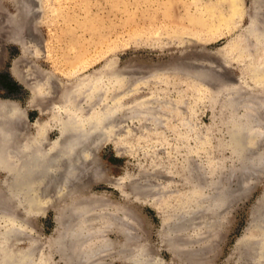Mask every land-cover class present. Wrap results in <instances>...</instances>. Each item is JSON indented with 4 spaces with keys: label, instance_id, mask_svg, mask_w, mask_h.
<instances>
[{
    "label": "rangeland",
    "instance_id": "obj_1",
    "mask_svg": "<svg viewBox=\"0 0 264 264\" xmlns=\"http://www.w3.org/2000/svg\"><path fill=\"white\" fill-rule=\"evenodd\" d=\"M4 3L8 11L15 12L13 3L8 0ZM43 6L44 11L35 15V19L38 18L39 22L34 25L39 31L43 50L31 60L37 64L40 76L41 72H48L55 78L52 81L54 84L50 87L54 96L45 99L43 103L37 93L33 95L26 85L15 78L13 75L15 63L21 69H25L28 61L22 60L20 45L1 41L0 100L13 102L23 110L26 113L27 128L35 134V123L38 120L48 121L55 111L41 113L38 105L45 107L51 99L54 103L59 101L60 96L68 92L79 77L85 73H98L97 81L101 87L95 98L96 110L105 111L110 104L119 105L118 118L125 126L121 127L122 125L119 126L117 122L118 129L120 127L121 129L119 132L115 127V131L122 132L123 135L118 140H104L96 150L95 157L99 159L96 169L92 167L89 171L86 168L90 165L89 161L84 163L86 165L81 169L84 173H80V182H87L88 185L87 189L79 193L80 196L87 199L97 195L105 202L112 203L111 211L114 213H119L118 215L121 216L122 212L125 215H133L131 214L133 212L137 215L133 218L134 221L136 219L134 222L136 237L141 238V242L155 251L163 264H193V257H196L197 264H245V258L235 254V250L238 240L249 228L254 207L264 193V175L246 196H241L235 201L228 215L223 217L221 227L215 228L213 234L204 232L198 238L192 236L194 232L185 234V236L189 235V238L191 236L189 248L188 245L184 246L187 236L186 239L183 238L184 235L180 239L177 238V242L181 241L183 246L188 248L187 250L183 247L177 256L168 245L169 235L164 227L167 220L165 217L168 218L170 215L163 217L160 211L164 214L173 213L180 201L186 200L187 194L190 193L192 197V173L198 177L201 176L200 173L217 176L218 168L222 167L223 171L232 168L234 170L229 173L230 187L235 188L237 184L239 174L235 169L239 165L240 158L228 144L229 126L225 121L229 118V113H224L227 108H223L221 102L218 103L210 98L213 94L210 86L214 81L216 80L218 85L220 81L222 85L225 81L228 87H231L238 78L246 92L251 91L253 94L261 92L257 91L256 83L250 75L244 77L239 64H231L226 71L225 68L213 71V79L206 81L201 74L187 75L177 71L173 73L170 69L177 66L181 68L186 59L195 61L197 58L210 57L217 60L218 50L234 37L239 36L240 43L246 41L242 31L251 25L252 17L257 16V20L264 21V0H243L240 16L244 15L241 16L239 25L235 27L234 18H231L229 27L223 30L222 35L218 34L217 37L215 35L204 44L196 43L194 39L190 40L202 31L200 24L195 23L191 18L190 20L186 18L188 13L190 17L191 14H196L197 7L193 0H43ZM183 42L185 44H181ZM244 53L242 58H247L245 56L249 53L248 49ZM80 62L83 63V68ZM164 66L170 69L165 72L160 71L159 68ZM147 73L151 75L147 76ZM130 74L133 77H130ZM141 74H144L146 80ZM200 77L202 78L199 81ZM38 78L30 75L28 81L32 85ZM60 83H63V87L59 85ZM41 89L37 91L40 92ZM99 91H102V94ZM123 91H127V94ZM121 95L123 99L118 98ZM143 98L154 100L152 103L158 102L157 99H172L180 104L187 98L190 104L188 113L194 120L192 127L183 122L184 117L181 113L176 115V119L162 121L158 125L151 120H141L134 111V105ZM123 104H126L125 110H121ZM243 111L244 108H241L239 112ZM123 117H126L124 121H122ZM122 128L126 129L124 133ZM57 136L56 127H52L49 138L53 140ZM261 146H263L262 142ZM189 167H191L190 171L193 170L190 172V180L187 178ZM8 175L6 169H0V182L4 184ZM144 175H147L145 180H143ZM252 179L255 181V176L251 178L249 184H253ZM156 183L161 184L162 189L157 188L156 191L154 189ZM145 187L146 190L141 189ZM160 191L166 196L156 195ZM73 193L68 194L71 195L67 197L68 200L65 198V200H53L54 206L46 205L44 211L33 214L36 216L32 217V214H28L31 216L30 221L34 228V231L31 227L28 231H33L31 236H39L43 243L47 244L43 249L49 253L51 264H64L61 254L52 250L48 242L57 233L59 226L57 215H62L65 204L73 201ZM152 194L154 196H151ZM5 228V224L1 225L0 237ZM107 237L118 241L123 239V235L117 229L110 230ZM201 237L205 240H201ZM207 239H210V242ZM199 240L201 243L197 242ZM29 243L30 239H24L17 243V247L27 248ZM185 250L188 253H184ZM191 256L193 259H190ZM111 259L112 264H123V261L116 256Z\"/></svg>",
    "mask_w": 264,
    "mask_h": 264
},
{
    "label": "bare ground",
    "instance_id": "obj_2",
    "mask_svg": "<svg viewBox=\"0 0 264 264\" xmlns=\"http://www.w3.org/2000/svg\"><path fill=\"white\" fill-rule=\"evenodd\" d=\"M5 1L0 0V42L5 41L21 46L22 60L28 61L25 64L27 69H21L15 63L13 75L26 85L33 95L37 93L39 100L44 103L45 99L48 100L54 96L50 87L51 84H54L52 81L55 78L48 72H41L40 76L37 64L31 60L43 50L39 31L34 26L39 22L38 18L35 19V15L44 11L43 0H8L13 3L15 12L8 11ZM193 3L197 7L196 14L193 13L190 17V13H188L186 18L189 20L191 18L195 23L201 25L202 31L199 35L194 36L195 38L188 37V39L191 38L190 40L194 39L193 41L196 43L204 44L215 35L216 37L218 34L222 35L223 30L229 27L231 18H234V26L237 27L238 22L242 19L241 16L244 15L240 16L243 0H193ZM256 17H252L251 25L242 31V36H245L246 41L240 43L239 36L234 37L227 45L218 50L217 60L210 57L197 58L195 61L186 59L184 62L182 61L181 68L178 66L171 67V69L167 66L159 68L163 72L170 69L172 72H184L183 74L187 75L190 73L201 74L206 81L214 77L212 76L213 71H220L222 68H225L226 71L231 64H239L244 77L250 75L256 83L257 91L261 92L258 94H253L251 91L246 92L238 78L234 80L231 87H228L225 81L223 85L221 81H218L220 83L218 85L216 80L215 84L210 83L213 92L210 95L211 100L221 102L223 108H227L224 113H229V118L225 121L229 126L228 144L240 158L239 165L235 169L239 174L237 187H230L231 174L229 175V173L234 170L232 168L225 171L222 167L218 168L217 176L200 173L201 176L198 177L192 173V197L190 193L187 194L186 200L180 201L173 213L164 214L163 211H160L163 217L170 215L168 218L165 217L167 220L164 227L169 235L168 245L176 256L184 246L188 245V248L190 246L191 236L189 238V235H186L188 237L186 239L185 234L194 232L192 236H197V238L204 232L213 234L215 228L221 227L223 217L228 215L235 201L241 196H246L264 175V116L262 115L264 114V21L257 20ZM185 39L187 38L185 37ZM247 49L249 51L245 56L247 58H242ZM80 64L83 68V63L80 62ZM148 74L147 76L151 75ZM30 75H34V78L39 77L35 84L29 83ZM121 76L123 79V75ZM98 77L99 74L96 72L85 73L72 84V88L68 92L66 91L60 96L59 101L54 103L51 102L52 99L49 100V104L45 106L47 108L41 104V106L38 105L39 108H37L41 113L55 111L48 121L38 120L35 123V134H32L27 128L26 113L23 110L13 102L0 100V169H6L9 174L4 184L0 182V227L3 224L6 226L0 237V264H51L49 253L43 249L47 244H44L39 236H31L34 228L30 217L44 211L46 205L54 206L53 200L67 199L68 196H71L68 194L73 192H75L72 194L73 201L65 204L62 215H57L58 230L48 242L52 250L61 254L64 264H112L111 258L114 256L120 258L123 264H163L156 252L141 242V238L136 237L134 232L136 219L134 221L135 214L133 212L131 213L133 215H125L122 212L120 216L119 213L111 211L112 203L105 202L103 198L93 195L83 199L79 194L87 189L88 185L87 182H80V173H84L81 169L83 165H86L84 163L89 161L90 165L86 166L89 171L92 167L96 169L95 166L99 159H96L95 153L99 146L106 139L118 140L123 135L122 132L115 131V127L118 129L122 125L118 118L119 105L110 104L108 106L106 104L108 107H105V111H97L95 108L96 94L101 87L97 81ZM130 77L133 75L130 74ZM142 77L145 79L144 74ZM142 77L140 76L141 80H143ZM137 80L139 79L137 78ZM59 85L63 87V83ZM39 89H41V93L37 91ZM101 90L103 89L101 88ZM101 92L99 91V93ZM124 92L127 94V91ZM118 98L123 99L122 95ZM112 99L109 100L112 101ZM157 101L152 103L154 100L149 98L139 100L134 105L136 108L134 111L138 113V118L151 120L158 125L159 122L172 120L181 113L184 123L193 124L194 120L188 113L190 104L187 98L182 104L172 99H157ZM34 105L36 106V104ZM125 105H121V110L126 109ZM241 108H244L242 113L239 112ZM162 117L166 118L162 119ZM124 118L126 117H123L122 121L125 120ZM52 127H56L58 131V136L53 140L49 138ZM122 129L124 133L126 129ZM200 137L204 138L203 135ZM261 142L263 146H261ZM190 168H188L187 176L189 180L190 172L193 171H190ZM80 170L81 172H79ZM253 176L256 180L252 179L253 184H249ZM146 178L147 175H144L143 180ZM146 187L141 189L146 190ZM157 188L162 189V185L156 183L154 189L157 191ZM161 193L162 191L156 195L166 196L165 193ZM30 227L33 228L31 232L28 231ZM112 229L121 232L123 235L121 241L111 240L107 237V233ZM183 235L185 236L183 238L186 239L184 246L181 241H176ZM24 239H30L29 246L23 249L18 248L17 243ZM202 239L204 238L201 237ZM207 240L210 242V239ZM185 247L184 249L188 250ZM236 248L235 254L244 257L245 264H264V193L254 207L249 228L245 235L238 240ZM184 253L188 252L185 250ZM192 257L190 258H194L192 263L197 264L196 257ZM198 261L200 260L198 259Z\"/></svg>",
    "mask_w": 264,
    "mask_h": 264
}]
</instances>
